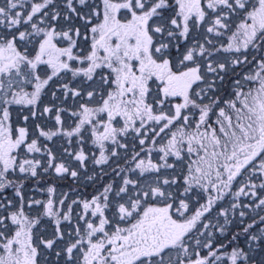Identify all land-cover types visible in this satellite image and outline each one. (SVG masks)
Segmentation results:
<instances>
[{
  "label": "flooded vegetation",
  "instance_id": "af4514ba",
  "mask_svg": "<svg viewBox=\"0 0 264 264\" xmlns=\"http://www.w3.org/2000/svg\"><path fill=\"white\" fill-rule=\"evenodd\" d=\"M55 1L24 0L20 20L9 22L20 34L0 33V264H42L45 243L62 238L69 212L73 217L76 209L73 203L88 214L82 236L75 234L84 243L77 264H264V205L241 209L238 215L242 214L243 223L223 228L216 218L219 208L214 200L223 192L218 188L202 189L200 201L177 211L155 201L146 203L126 225L113 224L106 217L110 187L75 191L74 185L57 178L59 174L47 184L51 174L42 164L47 153L40 143L46 136L39 120L47 94L77 95L72 83L80 75L92 80L113 77L116 83L106 82L99 91L105 100L100 113L106 116L117 98L126 102L139 97L148 83L149 88L157 83V91L162 90L160 80L183 76L173 68L168 41L174 18L186 17V0H100L91 14H85L90 21L82 35L78 16L59 26L61 10H54L52 23L41 21ZM199 1L187 0L192 8ZM77 3L60 0L59 7L73 12ZM262 7L264 14V2ZM183 106L186 109V102ZM87 113L94 118V108ZM32 130L37 135L31 143ZM28 146L35 149L30 152ZM27 160L37 165L28 173L19 169ZM69 173L63 175L72 178ZM47 231L54 236L48 238ZM71 251L72 247L66 251L68 262L76 264Z\"/></svg>",
  "mask_w": 264,
  "mask_h": 264
},
{
  "label": "rangeland",
  "instance_id": "374dc122",
  "mask_svg": "<svg viewBox=\"0 0 264 264\" xmlns=\"http://www.w3.org/2000/svg\"><path fill=\"white\" fill-rule=\"evenodd\" d=\"M4 1L0 2V33L20 34L18 29L11 28L9 22L20 20L24 0ZM98 1L100 0H79L72 7L74 11L69 12L64 5L59 7L60 0H56L46 8L49 15L41 16L40 19L52 23L54 10H61L58 22L59 26H63L75 20L76 16L79 19L80 15L77 26L79 32L85 30L80 21L88 23L87 18H83L84 13L91 14ZM263 2L264 0H202V8L198 7L194 12L186 0V24H178V19L174 18L175 27L173 30L169 29L173 34L168 45L176 71L186 67L184 78L186 82H190L191 96L195 100L208 102L222 89L240 91L251 84L253 69L245 65L251 56L249 48L255 28L258 24H263L264 15L259 12ZM81 37L79 44L83 46L84 40ZM232 74L237 77H230ZM100 78L92 80L80 75L72 83V88L77 89V95L47 94L40 105L39 120L44 125L41 131L46 136L41 140L40 148L47 153L42 163L47 174H59L61 176L58 175L57 178L65 180L67 176L63 175L64 171L73 173L72 184L75 189L72 188L75 191H81L80 187H110V204L106 217L113 224L132 223L139 210L153 201L156 202L155 205L159 204L173 211L193 206L199 200V193L197 185L188 176V157L180 156L166 146V141L175 130L192 123L189 116L193 111L179 120L170 121L168 118L173 115L180 102L176 99V88L159 81L161 93L157 91V83L151 88L148 83V87L143 90L146 94L142 93L146 98L151 97L154 110L146 125H136L133 122L135 119L131 120L125 115L129 113L125 108L120 109L121 119H113L117 115L114 108H111L110 115L104 116L99 110L102 102L99 91L104 90L108 83L115 84L116 81ZM151 89L154 91L150 92ZM67 90L62 88L63 93ZM90 108L99 111L94 114V118L90 117L84 123L83 113ZM159 108L161 111L158 112ZM81 111L83 113L80 114ZM156 113L163 115L158 117L159 114ZM107 121L109 124H105ZM29 122L33 125L35 120L31 119ZM69 127L73 129L72 133L63 131ZM36 135L32 130L31 143ZM34 149L35 146H28L30 152ZM255 158L237 179L233 178L232 184L225 187L226 193L219 195L216 218L223 228L235 222L240 225L243 223L242 214L238 215L241 208L245 211L247 206L259 209L264 205V148ZM35 167L37 165L31 162L28 164V160L19 165L20 171L26 173ZM74 197L75 194L73 199ZM72 205L76 209L73 217L69 212L68 223L61 229L62 238L45 243L42 264H70L66 251L71 247L72 263L80 261L84 252L81 244L84 243L76 240L75 234L82 236L88 214L85 211L81 213L80 205ZM120 212L125 214L124 218L123 214L120 216ZM53 236L52 231H47L48 238ZM77 244L79 247L75 248ZM58 251L61 253L60 257H57Z\"/></svg>",
  "mask_w": 264,
  "mask_h": 264
},
{
  "label": "trees",
  "instance_id": "16d2710c",
  "mask_svg": "<svg viewBox=\"0 0 264 264\" xmlns=\"http://www.w3.org/2000/svg\"><path fill=\"white\" fill-rule=\"evenodd\" d=\"M177 19L179 24L185 25L186 18ZM263 31L264 25L258 24L256 39L254 35L251 43L255 39L254 43L258 44L257 38L264 37ZM253 47L250 45L249 51H253ZM252 58L251 55L249 60ZM259 68L248 87L234 93L222 89L208 102L194 100L190 82H186L185 99L193 110V115L189 116L192 123L175 130L166 146L174 153L188 157V176L197 187L232 184L264 148V65ZM150 99V96L146 98L142 94L126 102L121 98L113 108L114 111L121 108L142 110L141 115H134L137 121L141 120L146 125L154 113L149 109L153 106ZM161 116L159 114L158 117ZM52 180L53 175H47V184H52ZM65 182L70 184L71 180L66 179Z\"/></svg>",
  "mask_w": 264,
  "mask_h": 264
}]
</instances>
